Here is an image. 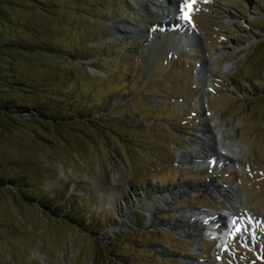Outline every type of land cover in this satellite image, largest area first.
<instances>
[{
	"label": "rangeland",
	"instance_id": "rangeland-1",
	"mask_svg": "<svg viewBox=\"0 0 264 264\" xmlns=\"http://www.w3.org/2000/svg\"><path fill=\"white\" fill-rule=\"evenodd\" d=\"M13 1L1 32L30 50L1 59L16 85L0 84V264H264V0H196V52L154 64L140 37L110 45L106 31L149 0ZM206 112L239 164L179 159ZM236 185L232 241L220 225L200 240L175 229L189 209L228 218Z\"/></svg>",
	"mask_w": 264,
	"mask_h": 264
},
{
	"label": "bare ground",
	"instance_id": "bare-ground-1",
	"mask_svg": "<svg viewBox=\"0 0 264 264\" xmlns=\"http://www.w3.org/2000/svg\"><path fill=\"white\" fill-rule=\"evenodd\" d=\"M193 1L194 0H187L188 3H191V8H185L184 12L181 11V7L185 5L186 0L136 1L132 11L133 14L123 16L116 20V23L119 22L120 24H111L106 28L108 34L107 42L110 45H118L125 41L140 37L142 39L140 42L147 44L148 48H150L151 52L148 54V61L150 64H154L164 52L175 51L182 44L185 47L193 48L196 52L197 45L195 41L198 40L199 37L196 36L195 38V31L191 30L189 26V22H194L191 18ZM185 12H187L189 17L187 19L185 18ZM137 18L141 20V26L137 25ZM199 43L198 40L197 44ZM202 59L197 69L198 77L199 73L203 71L202 69L208 65L207 61ZM205 76L206 73L203 76L201 75L199 80L204 81L206 79ZM197 125L198 128L196 132L204 136L205 140L200 137L201 141L196 144L195 147L180 151L178 153L180 160H189L188 165L193 164L195 161L197 166L200 164L198 161H203L199 166L202 167L205 166L203 164H207L206 166L212 170L215 168L214 166L221 164L220 162L223 158H226L228 162H230L227 166H230L231 163L234 165L239 164L238 159L241 150L238 146L230 143V137L228 138V136H225L223 130L220 128V124L216 122L210 114L207 112L203 113ZM210 141H212V144L209 143ZM215 144L219 147H215ZM215 161L217 162L216 165ZM233 168L235 169V167ZM111 169H113L111 174L113 183L122 181L126 177L127 170L122 166L114 164ZM203 187L204 186H201V188ZM205 187H207V185H205ZM185 190V188H181L178 192L184 193ZM166 194L168 196H175L173 192H166ZM222 196L228 200L232 207V213H229L228 218H226L227 214H222L226 219L225 222L216 223V220L221 218V214L209 216L204 213L203 210L202 212H196L194 209H189L187 211H182L180 219L177 220L175 224V229L186 232L187 236L192 239L200 240L203 238H212L217 234V229L215 228L220 225L225 229V233L222 234L223 240L228 241L231 233H235V228L240 226L243 222L242 218L246 214V209L242 205V201H240L239 188L237 185L231 187L230 190L226 191ZM227 221L228 223H226ZM233 221L236 223L234 224ZM217 235H219V233Z\"/></svg>",
	"mask_w": 264,
	"mask_h": 264
},
{
	"label": "trees",
	"instance_id": "trees-1",
	"mask_svg": "<svg viewBox=\"0 0 264 264\" xmlns=\"http://www.w3.org/2000/svg\"><path fill=\"white\" fill-rule=\"evenodd\" d=\"M28 1V0H27ZM30 1V0H29ZM14 3V1L12 0V2H3V0H0V79L1 82L0 84L7 86V87H13L16 85L15 82H11L8 78L5 77L2 74V61L1 59H4V54H6L7 52H17V53H24L27 52L28 50H30V47H27V44L25 45L23 42H6L5 40V36L2 34L1 30L4 29V25H7L10 20L8 19L7 16V12L8 9H10V7L12 6V4ZM10 43V44H9ZM10 58L12 57L11 55L9 56ZM11 105V104H10ZM13 107V105L11 106ZM17 108H22L23 110H25L26 108L22 107V106H17ZM0 110L4 111V108H0ZM45 110H41V117L44 118L45 113L43 112ZM0 115H4V112L0 111ZM36 116H38V114H36ZM2 117V116H1Z\"/></svg>",
	"mask_w": 264,
	"mask_h": 264
},
{
	"label": "snow or ice",
	"instance_id": "snow-or-ice-1",
	"mask_svg": "<svg viewBox=\"0 0 264 264\" xmlns=\"http://www.w3.org/2000/svg\"><path fill=\"white\" fill-rule=\"evenodd\" d=\"M185 8H191V3H188L187 0H186L185 5L181 7V11L184 12ZM185 18H186V19L189 18L187 12H185ZM233 223L235 224L236 222L233 221ZM241 230H242V228H241L240 226H237V227L235 228V231H236V232H240Z\"/></svg>",
	"mask_w": 264,
	"mask_h": 264
}]
</instances>
